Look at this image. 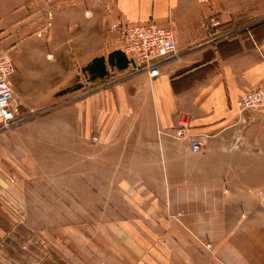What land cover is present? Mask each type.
<instances>
[{
	"label": "crops",
	"instance_id": "0c3cea01",
	"mask_svg": "<svg viewBox=\"0 0 264 264\" xmlns=\"http://www.w3.org/2000/svg\"><path fill=\"white\" fill-rule=\"evenodd\" d=\"M146 21L172 27L178 45V57L153 80L130 74L118 28ZM45 33L52 39L35 53L45 68L49 52L59 81L12 76L16 97L30 98L34 83L59 90V99L79 96L82 71L94 86L64 107L77 124L59 127L92 139L89 166L103 165L108 185L133 189L138 213L76 227L82 231L37 229L19 176L31 157V125L19 124L0 135V264H264V110L242 122L237 106L242 93L264 84V0H0V54L16 58ZM115 78L118 85L105 84ZM115 98L123 112L110 120ZM182 118L189 133L208 136L203 152L159 133ZM128 137L140 152L130 177L126 150L114 153L111 143L124 148ZM5 142L15 145L7 150ZM112 162L120 169L110 172ZM87 188L96 194L95 183Z\"/></svg>",
	"mask_w": 264,
	"mask_h": 264
},
{
	"label": "rangeland",
	"instance_id": "374dc122",
	"mask_svg": "<svg viewBox=\"0 0 264 264\" xmlns=\"http://www.w3.org/2000/svg\"><path fill=\"white\" fill-rule=\"evenodd\" d=\"M46 23L48 27L49 19ZM46 23L43 24L45 28ZM51 39L52 37L48 33L43 34L39 39L31 37L25 51L18 50V57L16 56V58L13 53L5 52L16 65L17 70L13 76L27 77L34 80L35 83L42 82L46 77L51 78L52 76L53 82H58L59 67L56 66L55 62L53 64L49 52H42V54L47 53L48 63L45 68L40 64L39 53H35L41 52L38 50L40 45H46ZM42 69L46 71L43 73ZM127 77L130 78L128 75ZM119 81V78H115L105 84L114 87L118 85ZM35 83L30 98L25 100L17 97L21 102V107L16 124L10 129L0 127V135H2L5 134L4 132L9 133L19 124L31 125L25 132L28 135L26 139L29 141L26 142V145L30 148L31 157L29 156L28 160L25 161L26 164H21L22 170L19 176L22 178L21 182L26 179L25 185L27 188L29 187L26 203L35 227L40 230L46 228L49 230L59 229L60 233L62 229H68L74 225V229L82 231L83 227H76L88 223L99 224L105 219H111L112 222H115L136 215L138 213L135 206L137 196L134 191L130 193V190L133 189L118 188L113 179L112 183L108 185L100 178L103 165L89 166L88 153L91 148H94L90 145L92 139L89 137L90 140L85 142L82 139L75 140L72 131L65 132L62 127H59L63 122L71 123L73 121L77 124L75 115L64 113L66 112L64 107L71 106L69 104L72 103L77 104L79 101L82 102L84 92L87 93L89 86H94L88 77L81 71L79 85L86 86V88L80 90L79 96L75 95L73 98L67 99H59V90L48 93L38 89L39 87L35 86ZM99 86L97 88L95 86V88L98 89ZM90 91H93V88ZM121 112L123 111L120 101L115 98L107 117L114 120ZM80 123L83 121L80 120ZM92 133H96V131ZM82 134L83 130L80 128V138H83ZM116 141L111 142L114 149L112 152L118 153L122 150L123 153L126 150L127 162H124L122 166L127 167L130 177L137 172L135 167L139 164L134 160L136 154H140L139 148L136 147L135 141L129 137L124 140L125 143H128L124 145V148L116 147L114 145ZM5 144H8L7 150L15 145L11 142H5ZM144 149L152 154L151 148ZM145 150L144 152H146ZM98 165H101L100 170L97 169ZM119 166V163L112 162L108 169L110 172H115L120 169ZM94 183L97 185L96 194L91 193L90 189L87 188ZM180 216L182 213L176 214L175 218L178 219ZM111 228L112 234H114L113 230L118 229L116 227Z\"/></svg>",
	"mask_w": 264,
	"mask_h": 264
},
{
	"label": "built area",
	"instance_id": "2783aa9c",
	"mask_svg": "<svg viewBox=\"0 0 264 264\" xmlns=\"http://www.w3.org/2000/svg\"><path fill=\"white\" fill-rule=\"evenodd\" d=\"M123 38V50L131 63V73H147L153 80L161 74V68L178 57L176 33L172 27L161 26L153 21L125 23L119 25ZM12 58L0 54V124L4 129L12 128L19 119L21 102L15 95L11 77L16 73ZM239 121L245 122V114L251 110H264V84L242 93L237 100ZM189 119L182 118L173 132L159 130L176 139H187L193 153L206 149L208 136L191 134ZM97 140V137H93Z\"/></svg>",
	"mask_w": 264,
	"mask_h": 264
},
{
	"label": "trees",
	"instance_id": "16d2710c",
	"mask_svg": "<svg viewBox=\"0 0 264 264\" xmlns=\"http://www.w3.org/2000/svg\"><path fill=\"white\" fill-rule=\"evenodd\" d=\"M116 53V52H115ZM100 60H95V63H98ZM101 69V68H100Z\"/></svg>",
	"mask_w": 264,
	"mask_h": 264
}]
</instances>
